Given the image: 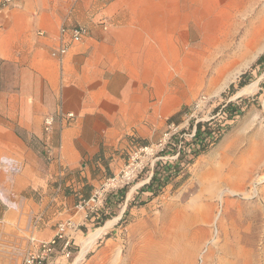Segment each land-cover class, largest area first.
Here are the masks:
<instances>
[{"label":"crops","instance_id":"crops-1","mask_svg":"<svg viewBox=\"0 0 264 264\" xmlns=\"http://www.w3.org/2000/svg\"><path fill=\"white\" fill-rule=\"evenodd\" d=\"M236 1L14 0L10 8L0 6V264H23L62 220L81 224L68 231L75 240L94 225L76 210L77 201L120 171L135 145L155 140L183 106L171 58L182 55L190 19ZM77 25L89 34L73 42ZM61 45L67 53L55 56ZM49 115L55 121L47 130ZM156 181L139 179L108 196L106 223L114 222L105 234L127 209L136 212ZM188 209H206L202 221L212 215L202 201L182 205V230ZM56 252L49 264H59Z\"/></svg>","mask_w":264,"mask_h":264},{"label":"rangeland","instance_id":"rangeland-1","mask_svg":"<svg viewBox=\"0 0 264 264\" xmlns=\"http://www.w3.org/2000/svg\"><path fill=\"white\" fill-rule=\"evenodd\" d=\"M236 2L233 8L196 11L199 17L190 19L182 55L171 58L180 115L168 117L155 140L139 145L158 142L172 124L190 133L209 119L207 129H220L218 140L190 151L186 138L178 158L175 135L155 166L158 179L149 198L88 245L90 234L106 224L94 222L74 238L71 256L58 246L59 264H264V61L258 64L264 54V0ZM201 20L204 25H198ZM248 71L250 81L240 86ZM151 172L145 169L136 180ZM201 201L212 215L197 218L196 240L190 241L178 220L180 208ZM197 211L202 218L207 212Z\"/></svg>","mask_w":264,"mask_h":264},{"label":"built area","instance_id":"built-area-1","mask_svg":"<svg viewBox=\"0 0 264 264\" xmlns=\"http://www.w3.org/2000/svg\"><path fill=\"white\" fill-rule=\"evenodd\" d=\"M14 0H1V8H10ZM103 24L107 27V22L104 20ZM67 32V28H62V33ZM70 34L73 42H80L89 34V28L86 25H77L70 30ZM68 51V46L61 45L59 48L53 51L56 55H65ZM70 117L73 113L68 114ZM211 119L206 122H210ZM55 121V117L49 115L45 118V127L49 130ZM206 122L194 125L190 133H184L178 130L175 124H172L170 130L164 133L163 137L156 143L137 144L128 153L127 161L124 166L116 174L105 177L102 182L96 186L88 197H81L75 208L77 211H81L84 217L95 218L99 220L106 208L108 196L111 193L117 192L120 189L133 183L141 173L151 167L152 172L150 179L155 174V166L157 162L164 159V152H167L169 145L173 143L172 139L175 135L178 137V142H175L176 156L181 155L185 150L184 139L189 138L192 141V147L190 151H198L201 148H205L209 145H213L221 135L220 129L215 127H209L207 129ZM200 125V130H199ZM12 171H16L14 164H8ZM81 226L73 219L62 221L58 224L55 235L48 239L41 241L39 247L35 250H30L23 260V264H49L51 257L57 251L58 246L61 245V251L66 256H71V246L74 241L73 234L68 231H75Z\"/></svg>","mask_w":264,"mask_h":264},{"label":"bare ground","instance_id":"bare-ground-1","mask_svg":"<svg viewBox=\"0 0 264 264\" xmlns=\"http://www.w3.org/2000/svg\"><path fill=\"white\" fill-rule=\"evenodd\" d=\"M226 1V0H225ZM222 4V3H221ZM231 11V10H230ZM228 13V12H227ZM216 16V15H215ZM252 85V84H251ZM228 176H230L229 174H224L223 173V177L224 178H228ZM231 177V176H230ZM231 179V178H230ZM135 188V187H134ZM184 215H186L187 219L184 222V229L185 230V234L188 236V239L190 241H195L196 240V234H197V230H196V221L197 218L200 217V220L202 221V216H201V212L197 211V210H186L184 212ZM108 221L104 226H102L101 228L97 229L95 232L91 233L89 236V241H88V245L90 242H92L97 236H99L102 231H104L112 222ZM195 226V227H194ZM83 252V251H82ZM84 254V253H83ZM82 254V255H83ZM159 253L155 254V257H158Z\"/></svg>","mask_w":264,"mask_h":264},{"label":"trees","instance_id":"trees-1","mask_svg":"<svg viewBox=\"0 0 264 264\" xmlns=\"http://www.w3.org/2000/svg\"><path fill=\"white\" fill-rule=\"evenodd\" d=\"M264 61V54L258 59V64L262 63ZM251 74L250 72H245L241 75L240 77V86H244L246 85L249 81H250V77ZM232 88H234V85H232ZM232 105H234V103H232ZM235 111H237L238 109H234ZM180 115V112L173 115L170 120H175L178 116ZM199 130H200V125H199ZM201 131V130H200ZM158 179V172L156 171L155 174L153 175L152 179H151V182H154ZM93 219V222H95L96 224H101V223H105L106 220H107V215L105 214V212H103L101 218L99 220L101 221H98L97 219L95 218H92ZM120 222V221H119Z\"/></svg>","mask_w":264,"mask_h":264}]
</instances>
